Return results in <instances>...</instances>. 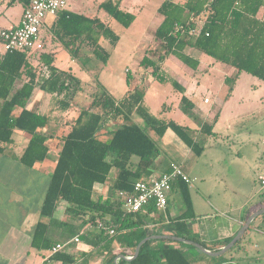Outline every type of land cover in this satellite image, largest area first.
<instances>
[{"label": "trees", "instance_id": "16d2710c", "mask_svg": "<svg viewBox=\"0 0 264 264\" xmlns=\"http://www.w3.org/2000/svg\"><path fill=\"white\" fill-rule=\"evenodd\" d=\"M29 1L9 0L8 5L21 2L25 7ZM120 3L121 0H107L100 8L128 27L136 15L122 9ZM158 13L162 20L153 37L157 45H149L140 66L150 68L152 76L161 82L171 81L183 93L181 100L187 108H192L193 102L184 94V86L172 78L163 65L175 55L184 64L198 69L201 61L187 51L189 48L212 56L238 73L247 72L264 81V0H163ZM46 28L73 59L81 57L84 49L89 48L95 57L106 63L110 52L102 42L107 40L116 46L120 39L98 15L68 8ZM55 56L52 49L4 51L0 48V152L13 141L15 129L30 135L20 157L29 167L47 158L52 146L48 144L49 138H56L55 146L62 143L32 246L38 250L51 249L58 241L50 237V231L57 225L66 234L63 243L79 235L95 248H101L107 255L106 264H115L118 256L113 253L115 242L129 246L134 253L138 243L148 236L146 214L143 210L127 211L120 192L131 193L136 181L150 180L156 169L164 164L161 148L150 131L164 136L172 130L197 155L204 150L199 141L202 136L197 129L174 119L162 121L153 116L144 105V89L140 87L128 90L119 100L104 91L93 97L74 118L65 120L61 116L60 121L57 120L59 132H45L43 129L49 126L53 116L28 107L35 90L38 88L51 95L54 110L66 113L73 107L74 98L82 87V80L72 70L55 64ZM40 64L42 72L37 70ZM127 81L129 83V79ZM134 114L140 115L145 124L135 121ZM215 122H205L201 132L213 134ZM170 168L171 165L164 172ZM114 170L117 175L109 183ZM179 181L183 185L186 208L173 218L177 234L207 249L220 250L234 237L222 242H205L189 231L186 220L195 216L193 203L189 184L182 179ZM97 184L108 185L107 196L98 193ZM62 205L69 219H84L87 226L76 225L69 219L57 222L54 214ZM147 208L154 211L157 207L151 203ZM257 218H264V214L255 220ZM245 235L227 252L240 246ZM153 242H145L135 259L121 258L117 264H154L161 256L168 264H194L179 247L155 249ZM176 243L194 247L184 242ZM52 258L61 264H78V258L66 249ZM229 264L238 263L232 259Z\"/></svg>", "mask_w": 264, "mask_h": 264}, {"label": "rangeland", "instance_id": "374dc122", "mask_svg": "<svg viewBox=\"0 0 264 264\" xmlns=\"http://www.w3.org/2000/svg\"><path fill=\"white\" fill-rule=\"evenodd\" d=\"M8 1L0 0V30L18 25L24 12L21 2L8 5ZM105 1L70 0L68 9L98 15L119 35L116 46L107 40L102 42L110 52L106 63L95 57L89 48L84 49L81 57L73 59L58 41L52 39L49 29L44 27L42 30L45 37L43 47L37 50L59 48L55 56L56 65L72 70L82 80V87L67 117H75L81 108L90 104L93 97L104 91L119 100L128 90L140 87L144 89V105L153 116L162 121L174 119L197 129L202 136L199 141L204 145L203 153L197 155L172 130L169 129L164 136L150 131L161 148L160 156L164 163L156 170L172 163L183 164L192 179L191 191L202 190L212 194L216 201L224 205L229 194H232L233 203L244 202L243 206L247 207L264 197V184L259 178L264 176V81L247 72L238 73L235 68L212 56L189 48L187 51L201 61L198 69L184 64L175 55H171L163 65V69L184 86V94L193 102L194 106L187 108L181 100L183 93L171 81L161 82L152 76L150 68L140 66L149 45H157L153 37L161 18L158 7L163 0H121L120 7L136 15L128 27L100 8ZM51 22L48 19L46 26H50ZM0 48L3 50L1 41ZM37 70L43 71L41 64ZM205 98L209 102H205ZM133 119L145 124L138 114H134ZM205 122H215L213 134L201 132ZM15 138L18 141L20 134L16 133ZM226 183L236 193L225 195ZM257 230L263 231V235ZM261 236L264 237V218H257L250 234L245 236L246 250L241 254L242 264H264V240L262 243L258 241ZM239 247L232 251L236 252ZM40 258L35 254L34 260Z\"/></svg>", "mask_w": 264, "mask_h": 264}, {"label": "crops", "instance_id": "0c3cea01", "mask_svg": "<svg viewBox=\"0 0 264 264\" xmlns=\"http://www.w3.org/2000/svg\"><path fill=\"white\" fill-rule=\"evenodd\" d=\"M161 20L162 17L158 19L157 26ZM12 26L16 25L14 24ZM58 49L56 48L54 51L57 52ZM28 107L39 109L43 113H52L53 120L49 126L43 129L45 132H59L60 126L57 120L61 116L65 120L72 119L67 117L69 112L64 113L54 110L51 104V95L46 94L38 88L35 90V95L31 97ZM16 133L21 136L18 141L15 138ZM29 139L30 135L28 133L20 129H15L13 141L7 144L5 151L0 152V264H41L49 254V249L38 250L33 247L32 238L35 227L41 219V209L62 143L59 146H55L56 138H49L48 144L52 146L47 158L42 162H37L33 167H29L20 160L21 154L27 146ZM170 165L156 170L152 177L160 175ZM180 165L188 174L185 166L183 164ZM116 175L117 171L114 170L109 179V183L114 181ZM179 180L181 179L173 181L167 190L169 203L166 209L156 208L154 211H148V208L143 209V213L146 214V219L148 220L146 225L148 236L178 235L177 229L173 224V218L183 213L186 208L183 200V185ZM188 184L195 216L187 219L186 223L189 231L205 242H222L235 237L250 215L264 208V197L247 207L243 206L244 202L242 204L233 203L232 194H229V196H226L227 202L224 205L216 201L212 194L208 195L207 192L202 190L192 192L190 183ZM225 186L223 190L225 195L229 192L236 193V190L230 184L226 183ZM96 188L98 193L104 196H107L109 193L108 185L97 184ZM64 208L65 206L62 205L55 212L54 218L57 222L69 219L68 215L64 212ZM238 210L242 211L237 213ZM69 220L76 225H84L85 223L84 219L81 220L79 218ZM254 220L249 226L250 229L248 228L249 230H246L248 232L244 234H250ZM257 231L263 235V231ZM65 235V232L59 226L56 225L51 228L50 237L57 240V243H63L62 241L65 240ZM152 240H154L152 247L155 249L168 248L172 245L179 247L194 264H229L232 259L234 262L242 264L241 259H243V256L241 254L246 250L245 237L239 249L236 252L230 251L225 253L224 258H220L221 255H208L196 247L176 243L180 241L168 238H156ZM263 240L264 237H258L260 243ZM67 242L69 243L65 249L78 258V264H106L107 255L101 251V248H95L92 244L87 243L81 238L79 242H74L73 238H70ZM113 247V253L123 255L125 259L132 257L134 254L129 246H120L118 242H115ZM35 254L40 255V260H34ZM120 259L116 257L115 264ZM49 264H61V261H54ZM154 264L168 263L161 256Z\"/></svg>", "mask_w": 264, "mask_h": 264}, {"label": "built area", "instance_id": "2783aa9c", "mask_svg": "<svg viewBox=\"0 0 264 264\" xmlns=\"http://www.w3.org/2000/svg\"><path fill=\"white\" fill-rule=\"evenodd\" d=\"M69 2L70 0H30L24 7L20 23L0 30L3 50L35 51L42 48L44 39L42 30L46 27L48 19L57 18L63 10L68 8ZM205 102H209V99L205 98ZM177 179L187 183L192 181L180 164L172 163L169 171L152 177L148 181H136L131 193L120 192L124 199L123 207L129 212H136L154 203L158 209H166L169 203L167 190ZM260 179L264 184V176H260ZM111 233H114V230H111ZM73 241L79 242L80 236H75ZM68 243H56L49 249V254L41 264L54 262L53 255L65 249Z\"/></svg>", "mask_w": 264, "mask_h": 264}, {"label": "water", "instance_id": "95a60500", "mask_svg": "<svg viewBox=\"0 0 264 264\" xmlns=\"http://www.w3.org/2000/svg\"><path fill=\"white\" fill-rule=\"evenodd\" d=\"M264 214V208L259 209L258 211L254 212L252 215H250V217L245 221V223L243 224V226L241 227V229L238 231V233L236 234V236L225 246H223L220 250L218 251H211L207 248H205L201 243L195 241V240H191V239H187L185 237H181L178 235H149L147 237H145L144 239H142L138 245L136 246V249L134 251V254L132 257L126 259L128 261H131L133 259H135L138 254L139 251L142 247V245L152 239H156V238H168V239H172L175 241H180V242H186L189 243L191 245H193L194 247H196L197 249H199L201 252L206 253L208 255L211 256H220L225 254L228 250H230L237 242L238 240H240L242 238V236L244 235V233L246 232V230L249 228V226L251 225V222L258 217L259 215ZM117 258H124L123 255H118Z\"/></svg>", "mask_w": 264, "mask_h": 264}]
</instances>
